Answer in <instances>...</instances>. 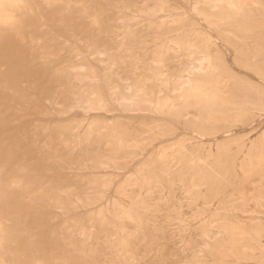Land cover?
<instances>
[{
  "label": "rangeland",
  "instance_id": "obj_1",
  "mask_svg": "<svg viewBox=\"0 0 264 264\" xmlns=\"http://www.w3.org/2000/svg\"><path fill=\"white\" fill-rule=\"evenodd\" d=\"M232 1L0 0V264H264V0Z\"/></svg>",
  "mask_w": 264,
  "mask_h": 264
},
{
  "label": "bare ground",
  "instance_id": "obj_2",
  "mask_svg": "<svg viewBox=\"0 0 264 264\" xmlns=\"http://www.w3.org/2000/svg\"><path fill=\"white\" fill-rule=\"evenodd\" d=\"M8 1V0H7ZM244 3H245V5L244 6H247L248 4H247V2L244 0ZM227 4L228 5H232L233 4V1L232 0H227ZM212 5V4H211ZM23 6V5H22ZM202 56V55H201ZM202 57H204V56H202ZM198 62V61H197ZM200 62H202V61H200ZM200 62H199V64H200ZM198 64V65H199ZM199 69V68H198ZM209 74V73H208ZM187 80V79H186ZM184 85H186V84H184ZM211 87V86H210ZM180 88H181V86H180ZM139 89V88H138ZM180 91V90H179ZM217 92V91H216ZM205 98V97H204ZM207 99V98H206ZM121 105V104H120ZM177 148V147H176ZM167 153V152H166ZM154 155V154H153ZM157 156H158V154H157ZM159 156H160V153H159ZM173 161V160H172ZM21 165V164H20ZM16 166V165H15ZM18 168H19V166H17ZM21 169V168H20ZM240 170V169H239ZM231 196V195H230ZM10 200V199H9ZM11 201V200H10ZM14 202V201H13ZM13 206H16L15 204L13 205ZM12 207V206H11ZM17 207V206H16ZM30 207V206H29ZM13 209H14V207H13ZM16 210H17V208H15ZM14 213H16V212H14V210H13V214ZM12 214V213H11ZM12 214V215H13ZM15 216V215H14ZM24 217V216H23ZM34 223H35V221H34ZM211 225V224H210ZM221 232V231H220ZM210 233H211V231H210ZM223 233V232H222ZM206 234V236H207V233H205ZM218 234H220V233H218ZM222 235V234H221ZM224 237V236H223ZM224 239H226V238H224ZM240 241V240H239ZM220 245V244H219ZM218 245V246H219ZM243 248V247H242ZM232 253V252H231ZM36 261V260H35ZM37 262V261H36Z\"/></svg>",
  "mask_w": 264,
  "mask_h": 264
}]
</instances>
